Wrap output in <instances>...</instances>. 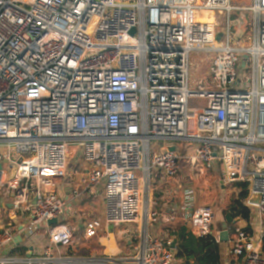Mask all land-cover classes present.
<instances>
[{"label":"built area","instance_id":"2783aa9c","mask_svg":"<svg viewBox=\"0 0 264 264\" xmlns=\"http://www.w3.org/2000/svg\"><path fill=\"white\" fill-rule=\"evenodd\" d=\"M201 51L214 53L194 91L190 55ZM71 144L90 167L80 189L103 184L105 228L138 226L130 258L55 253L74 241L71 200L51 190ZM185 160L247 183V205L264 213V0H0V264H183L149 227L154 172L176 180ZM191 194L188 231L219 242L214 210L191 208ZM43 228L42 254L17 250ZM228 242L241 264H264L245 230Z\"/></svg>","mask_w":264,"mask_h":264},{"label":"rangeland","instance_id":"374dc122","mask_svg":"<svg viewBox=\"0 0 264 264\" xmlns=\"http://www.w3.org/2000/svg\"><path fill=\"white\" fill-rule=\"evenodd\" d=\"M244 17L247 20H250V15L248 11L243 12ZM235 29V28H234ZM213 51H201V52H192L190 55V82L191 89L194 91L196 87L194 86L195 81L199 77L205 76L209 64V56L213 55ZM203 102L200 98H191L190 106L200 105ZM79 148L75 144L68 146V162L65 175L59 181L62 183L56 184L53 189L54 192L59 193L60 196L65 197L69 193L68 183H74L75 177L70 176L71 173H74L75 169V159L81 158V153L78 150ZM9 169V166H6ZM68 174V175H67ZM179 177L182 179L183 184H189L197 193V204L199 206H211L215 208L218 201H224L222 208L220 210L221 214L219 220L226 221V215L229 211L232 200L235 198V191L233 187L228 186L223 188L224 183L222 181L221 174L219 171H211L208 169H196L192 168L188 161L182 164V172ZM93 193L90 197H80L77 200L73 201L74 212L73 214H66L65 220L63 223H67L73 230V232H79V225L83 224L88 226V228L98 227V219H101L104 214L102 194H103V184L94 186ZM81 188L80 190H82ZM224 192V196L222 197ZM56 193V194H58ZM5 196V191L0 189V202H2ZM227 207V208H226ZM226 208V209H225ZM147 211V210H145ZM193 211V210H192ZM215 218L213 221L212 229H214ZM162 220V219H161ZM159 222V223H158ZM154 223L152 227H149V232H155L156 235L162 237L163 239H168L170 236L166 232V229L172 226H177L179 223H162L158 221ZM158 224V225H157ZM216 224V223H215ZM138 227L137 225H124L115 229L114 234L117 235L114 238L113 235H110L108 239L107 234L101 233L99 231L96 233L94 239L89 241L84 248L91 251L94 254H107V256H113L117 258H130L132 253V244L129 243L130 231H134ZM78 228V229H77ZM211 229V230H212ZM85 230V229H84ZM86 234L89 235L88 231L85 230ZM99 236V237H97ZM45 238V235L43 236ZM173 249V248H172ZM68 249L65 248L64 252H67ZM82 252V253H90Z\"/></svg>","mask_w":264,"mask_h":264},{"label":"crops","instance_id":"0c3cea01","mask_svg":"<svg viewBox=\"0 0 264 264\" xmlns=\"http://www.w3.org/2000/svg\"><path fill=\"white\" fill-rule=\"evenodd\" d=\"M212 20L211 17L206 19V21ZM90 169L88 164H86L82 158L75 159V169L74 173L72 172L70 176H74L75 180L74 183H68L67 187H69V193L65 195V197L70 198L71 203L73 204V194L72 192L74 190L79 191L80 196L79 198L82 197H90L93 193L94 186H89L87 189H82L80 190V177L81 174H84ZM213 171V170H211ZM221 174L222 181L220 183H224L222 186L223 188L231 186L233 187V184H229L222 173L219 171ZM68 175V174H67ZM62 182H56V184H61ZM152 183L158 185V191H156L152 197L155 200V204L150 207L151 210L157 211L159 214V219L158 221H162V223L167 224L169 223H185V219L190 216V213L192 212L191 210H185L182 208V204L184 200L186 199L184 196V191L186 188L192 189V194L190 195L191 202H192V207L191 208H197L199 205L197 204V193L191 187L189 184H183L182 179L178 177L176 180H171L169 178H166L160 171H155L152 177ZM77 188V189H74ZM233 190L234 187H233ZM58 193V191L56 192ZM59 195V193H58ZM104 195V191L103 194ZM224 196V192L222 197ZM243 201L245 202V205H247L246 199ZM102 202H103V196H102ZM224 201H218L217 206L215 208H211L214 210L215 213V223H214V229H212L213 234L216 236L218 235V231L220 227H222L223 224H226L225 219L224 220H219V217L221 214L220 210L222 208ZM70 204L69 207H67V210L65 212L66 214H73L74 212V207L73 205ZM251 214L249 219H244V218H236L233 219L234 222L233 224L229 225L228 224V230H229V238L234 239L236 237V234L239 230H245V232L254 238L256 241L262 242V239L264 237V213L260 212V209L256 206H248ZM104 209V207H103ZM65 218V217H64ZM162 219V220H161ZM159 223V222H158ZM158 225V224H157ZM79 232H73V244L66 249L67 252H64L65 248H58L55 247V253L59 256L63 257H74V258H81V257H91V256H106L105 254H94L91 253L90 250L84 248L85 245L89 243L92 239H94L95 232L97 233H104L107 234L108 239H110V235H113L112 237L114 238L115 234H109L108 228H105L104 221H103V216L101 219H98V227L88 228V226H84L83 224L79 225ZM78 229V228H77ZM88 231L89 235L86 234L85 230ZM47 229L43 228L36 234L27 237L22 240V242H18L20 244V248H25L27 250L31 251V254L34 255H40L44 252L46 246H47V241L43 237L45 235ZM100 233V235H102ZM155 234V232H152ZM99 237V236H97ZM219 249H220V257H221V264H241L242 259L240 257L235 256L231 252V244L230 242H219ZM20 252L22 249L19 250ZM24 251V252H25ZM90 253H82V252H88ZM23 252V251H22ZM23 252V253H24ZM263 255H264V250H263ZM113 257V256H112Z\"/></svg>","mask_w":264,"mask_h":264},{"label":"trees","instance_id":"16d2710c","mask_svg":"<svg viewBox=\"0 0 264 264\" xmlns=\"http://www.w3.org/2000/svg\"><path fill=\"white\" fill-rule=\"evenodd\" d=\"M233 187L236 196L232 200L227 213L232 219H249L251 212L243 201L248 195V185L245 182H239L234 183ZM9 220L14 219L10 217ZM166 232L170 237L168 239L164 238V240L170 239L172 242H175L177 257L183 261V264H191L192 262L197 264H221L219 242L216 241L212 234L196 237L188 231L185 223L169 227L166 229ZM262 244V249L264 250V237ZM20 249L23 252L26 250L25 248H17V250Z\"/></svg>","mask_w":264,"mask_h":264},{"label":"water","instance_id":"95a60500","mask_svg":"<svg viewBox=\"0 0 264 264\" xmlns=\"http://www.w3.org/2000/svg\"><path fill=\"white\" fill-rule=\"evenodd\" d=\"M131 33H134V30L131 31ZM217 41H220L221 39V34H219L217 36ZM3 170V165L0 164V172ZM13 196V194H12ZM261 200V195H257V194H253L250 198H249V203H259ZM35 202V197H34V201ZM57 220L53 219L51 221L48 222L49 225H55L57 224ZM234 220L231 218V216L229 214L226 215V224H223L222 227H220L219 231H218V235H219V242H228L229 241V230H228V224L231 225L233 224ZM108 232L109 234H113L114 232V226L112 224H108ZM22 241L21 237H18L16 239V242H20ZM171 248L175 249L176 248V244L175 242L171 243Z\"/></svg>","mask_w":264,"mask_h":264},{"label":"bare ground","instance_id":"6f19581e","mask_svg":"<svg viewBox=\"0 0 264 264\" xmlns=\"http://www.w3.org/2000/svg\"><path fill=\"white\" fill-rule=\"evenodd\" d=\"M209 17H208V15L207 14H202V15H200V19H202V20H204V21H206V19H208Z\"/></svg>","mask_w":264,"mask_h":264}]
</instances>
